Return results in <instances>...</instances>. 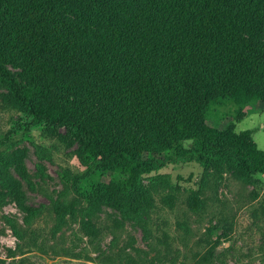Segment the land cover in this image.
<instances>
[{"label": "trees", "instance_id": "trees-1", "mask_svg": "<svg viewBox=\"0 0 264 264\" xmlns=\"http://www.w3.org/2000/svg\"><path fill=\"white\" fill-rule=\"evenodd\" d=\"M0 86L17 125L62 126L76 143L85 171H61L65 184L119 165L120 185L96 182L89 205H115L143 228L138 181L167 161L264 178L251 129H219L206 113L224 97L264 101V0H0Z\"/></svg>", "mask_w": 264, "mask_h": 264}, {"label": "rangeland", "instance_id": "rangeland-1", "mask_svg": "<svg viewBox=\"0 0 264 264\" xmlns=\"http://www.w3.org/2000/svg\"><path fill=\"white\" fill-rule=\"evenodd\" d=\"M1 91L0 264H264L262 173L167 161L138 181L148 192L138 218L143 228L115 205H89L96 182L120 185L125 172L119 165L65 184L61 171H85L76 143L63 136L62 126L17 125L22 111ZM206 113L219 129L230 120L236 130L251 129L264 149V101L238 105L224 97ZM28 206L37 212L26 215ZM114 218L120 225L111 224Z\"/></svg>", "mask_w": 264, "mask_h": 264}]
</instances>
